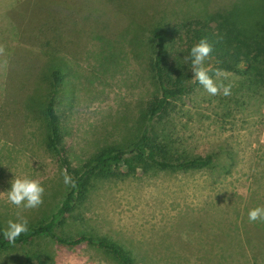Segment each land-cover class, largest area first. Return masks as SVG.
Masks as SVG:
<instances>
[{"label": "rangeland", "instance_id": "374dc122", "mask_svg": "<svg viewBox=\"0 0 264 264\" xmlns=\"http://www.w3.org/2000/svg\"><path fill=\"white\" fill-rule=\"evenodd\" d=\"M205 4V0H84L82 14L54 15L53 32H61L55 38L62 40L68 58L52 56L45 44L19 42L18 48L9 47L13 56L0 45L2 230L17 217L26 218L28 225L45 221L60 205L68 187L62 157L78 167L100 148L124 147L139 134L145 101L157 86L149 69L148 31L130 24L129 13L155 8L174 15L168 17L172 22L195 17ZM29 21L39 18L31 16ZM26 26L11 33L25 37ZM209 62L207 58L205 63ZM55 70L62 76L55 102L63 136L58 154L47 148L43 115ZM212 79L230 83V95L219 91L209 95L198 85L175 99L174 110L152 128L188 154L214 152L215 166L136 169L123 179L90 182L85 197L65 212L57 235L105 236L131 250L133 264H257L253 255L264 234L256 233L247 211L264 207V84L253 91L239 88L240 76L230 71ZM12 175L42 183L39 206L6 202ZM39 249L47 251V256H40L44 264H114L94 245L68 246L47 237L0 252V264H20L24 251L40 254Z\"/></svg>", "mask_w": 264, "mask_h": 264}, {"label": "trees", "instance_id": "16d2710c", "mask_svg": "<svg viewBox=\"0 0 264 264\" xmlns=\"http://www.w3.org/2000/svg\"><path fill=\"white\" fill-rule=\"evenodd\" d=\"M205 9L195 17L170 21L173 16L157 9H144L129 13L133 22L148 31L151 58L149 69L157 86V92L145 101L144 125L136 137L121 147L110 145L96 151L78 167L71 166L62 157L65 173L70 178L67 191L60 205L45 221L28 225L13 244L0 237V252L14 250L33 238H49L68 246L88 243L102 250L114 264H133L134 257L128 248L117 242L95 234L59 236L57 227L77 201H81L90 182L104 178L123 179L136 169L188 171L210 169L216 164L214 152L188 154L177 148L170 139L159 136L152 124L164 120L174 110L173 101L193 91L198 85L191 74L190 64L184 57L188 48L200 38L211 45L207 63L212 69L230 71L240 76L239 88L253 91L264 84V0H205ZM116 16V14H114ZM118 15H122L119 14ZM170 17L171 19L169 20ZM243 65L244 67H242ZM212 77L216 74L209 73ZM58 70L52 72L51 91L43 109L47 125V148L60 153L62 132L55 111L56 94L61 81ZM258 235L264 234V222L254 221ZM0 230H2L0 226ZM259 250L254 253L255 262L264 263V242L258 241ZM40 254L24 251L20 264H44Z\"/></svg>", "mask_w": 264, "mask_h": 264}, {"label": "clouds", "instance_id": "9594fccd", "mask_svg": "<svg viewBox=\"0 0 264 264\" xmlns=\"http://www.w3.org/2000/svg\"><path fill=\"white\" fill-rule=\"evenodd\" d=\"M211 52V45L206 39L200 38L193 43L187 51L185 61L190 64L192 76L195 82L200 84L209 95H216L219 91L222 95L228 96L231 92L232 85L219 84L214 82L209 73L218 74L219 69H212L205 63ZM65 184L70 183V178L63 175ZM9 187L6 188L4 195L6 202L17 207L36 208L42 203V195L44 187L42 183L27 175L25 176H11L9 180ZM247 218L250 222L260 221L264 222V207L257 205L249 208L247 211ZM28 231V220L24 217H17L14 220H8L6 228L0 230V237L5 239L9 245L13 244L15 240L22 234Z\"/></svg>", "mask_w": 264, "mask_h": 264}, {"label": "crops", "instance_id": "0c3cea01", "mask_svg": "<svg viewBox=\"0 0 264 264\" xmlns=\"http://www.w3.org/2000/svg\"><path fill=\"white\" fill-rule=\"evenodd\" d=\"M81 2L82 5L79 4ZM83 4L84 0H0V45L2 47H8L9 55L13 56L15 55V51H11L13 52L11 54V48L9 47L16 49L20 43L45 44L46 48L52 49L50 51L52 56L66 59L68 58L65 55L67 49L64 47L61 39L55 38L57 35L60 36L61 32L56 35L53 32L54 15L60 14V16H67L72 13L82 14ZM76 9L80 10L74 12ZM31 16L32 19L33 17L39 18V21L29 24ZM44 18L46 20L42 21L41 19ZM25 24L27 26L23 28L24 34H26L27 29L29 30L25 37L22 35V37H18V35L15 37L11 33L13 29L19 31L20 27Z\"/></svg>", "mask_w": 264, "mask_h": 264}]
</instances>
